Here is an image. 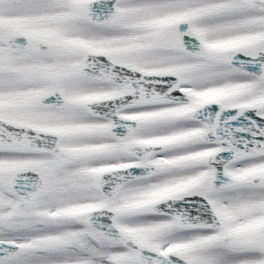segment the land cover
Returning <instances> with one entry per match:
<instances>
[{"label":"snow or ice","instance_id":"obj_1","mask_svg":"<svg viewBox=\"0 0 264 264\" xmlns=\"http://www.w3.org/2000/svg\"><path fill=\"white\" fill-rule=\"evenodd\" d=\"M0 264H264V0H0Z\"/></svg>","mask_w":264,"mask_h":264}]
</instances>
